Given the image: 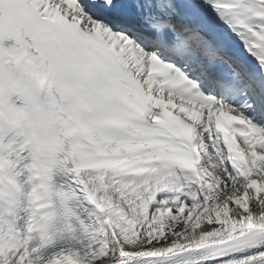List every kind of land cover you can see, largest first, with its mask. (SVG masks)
<instances>
[{"label": "snow or ice", "instance_id": "snow-or-ice-1", "mask_svg": "<svg viewBox=\"0 0 264 264\" xmlns=\"http://www.w3.org/2000/svg\"><path fill=\"white\" fill-rule=\"evenodd\" d=\"M0 264H264V0H0Z\"/></svg>", "mask_w": 264, "mask_h": 264}]
</instances>
